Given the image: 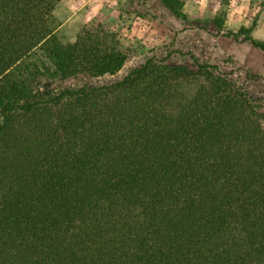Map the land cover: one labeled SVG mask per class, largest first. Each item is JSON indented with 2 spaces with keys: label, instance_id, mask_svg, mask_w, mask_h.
I'll return each instance as SVG.
<instances>
[{
  "label": "trees",
  "instance_id": "1",
  "mask_svg": "<svg viewBox=\"0 0 264 264\" xmlns=\"http://www.w3.org/2000/svg\"><path fill=\"white\" fill-rule=\"evenodd\" d=\"M59 1L0 0V264H264V99L192 53L54 87L132 54L100 25L61 43Z\"/></svg>",
  "mask_w": 264,
  "mask_h": 264
},
{
  "label": "rangeland",
  "instance_id": "2",
  "mask_svg": "<svg viewBox=\"0 0 264 264\" xmlns=\"http://www.w3.org/2000/svg\"><path fill=\"white\" fill-rule=\"evenodd\" d=\"M187 18L176 17L160 0H60L54 10L55 33L61 43L74 41L82 27L96 26L114 35L132 54L113 75L54 81V87L110 83L138 67L146 58H166L172 64L191 65L189 54L216 64L236 84L264 99V51L249 41L227 38V30L243 26L253 39L264 42V0H182ZM221 21L223 30L217 29ZM34 60L51 67L38 52ZM34 86L44 84L42 77Z\"/></svg>",
  "mask_w": 264,
  "mask_h": 264
}]
</instances>
